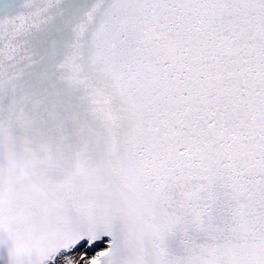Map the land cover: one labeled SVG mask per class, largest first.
<instances>
[{
    "label": "snow or ice",
    "instance_id": "6c2138e0",
    "mask_svg": "<svg viewBox=\"0 0 264 264\" xmlns=\"http://www.w3.org/2000/svg\"><path fill=\"white\" fill-rule=\"evenodd\" d=\"M0 264H264V0H0Z\"/></svg>",
    "mask_w": 264,
    "mask_h": 264
}]
</instances>
